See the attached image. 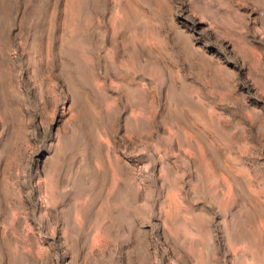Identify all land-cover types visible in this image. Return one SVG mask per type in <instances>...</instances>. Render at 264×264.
<instances>
[{
	"label": "rangeland",
	"instance_id": "obj_1",
	"mask_svg": "<svg viewBox=\"0 0 264 264\" xmlns=\"http://www.w3.org/2000/svg\"><path fill=\"white\" fill-rule=\"evenodd\" d=\"M259 216L264 0H0V264H244Z\"/></svg>",
	"mask_w": 264,
	"mask_h": 264
},
{
	"label": "bare ground",
	"instance_id": "obj_2",
	"mask_svg": "<svg viewBox=\"0 0 264 264\" xmlns=\"http://www.w3.org/2000/svg\"><path fill=\"white\" fill-rule=\"evenodd\" d=\"M200 20H196L195 23L199 22ZM32 29H33L34 38H39L42 36V18L38 16L33 20ZM110 183H111L110 190H112L117 185V180L112 179ZM51 188L52 187L48 182V180H43L38 184V189L43 194L44 201L48 200L49 195L51 194ZM228 190L229 192H232L230 188H228ZM243 222L244 221L241 222V225L243 226V232H242L243 234L239 236V240H238L239 244L237 243L236 244L240 246L242 249H246L250 252L249 253L250 256L248 257V259L245 260L244 264H264V229L258 228L259 222H260L259 225L264 226V219L261 216H259V222L257 223L256 226L253 225L254 229H250L248 227V224L246 222L245 223ZM251 232L253 233L250 235Z\"/></svg>",
	"mask_w": 264,
	"mask_h": 264
}]
</instances>
